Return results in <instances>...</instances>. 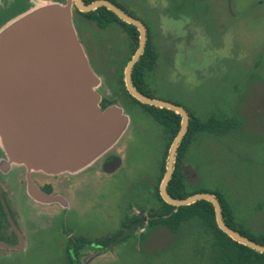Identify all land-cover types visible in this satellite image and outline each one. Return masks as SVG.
<instances>
[{
	"label": "rangeland",
	"instance_id": "obj_1",
	"mask_svg": "<svg viewBox=\"0 0 264 264\" xmlns=\"http://www.w3.org/2000/svg\"><path fill=\"white\" fill-rule=\"evenodd\" d=\"M116 2L143 21L155 39L158 59L148 78L153 97L190 110L202 120L212 116L241 120L235 131L194 137L186 159L199 180L190 179L187 186L219 192L239 224L254 235L263 234L264 0ZM73 26L90 69L101 87H110L128 56L127 38L117 31L90 33L76 21ZM161 35L169 40L159 38ZM105 39L113 42L115 59L103 46ZM105 60H112L111 68ZM122 99L115 106L128 116L124 133L132 121L130 139L121 152L118 143L123 133L112 149L124 157L122 167L104 175L100 188L90 189L89 200L100 205L93 204L85 212L86 228L92 231L96 221L100 222L98 231L109 233L130 207L139 210L155 204L151 189L137 184L144 183L143 177L155 183L164 143L162 130L150 117L147 122L134 123L133 112L139 108L125 106L129 100ZM196 222L189 221L176 235L165 227L149 228L137 243H130L102 264H215L210 237ZM34 258L38 264H61L55 250L30 254L27 264Z\"/></svg>",
	"mask_w": 264,
	"mask_h": 264
},
{
	"label": "water",
	"instance_id": "obj_2",
	"mask_svg": "<svg viewBox=\"0 0 264 264\" xmlns=\"http://www.w3.org/2000/svg\"><path fill=\"white\" fill-rule=\"evenodd\" d=\"M80 11L105 7L120 21L138 31V46L125 66L127 93L139 103L166 109L180 117V127L166 158L159 185L161 199L175 208L197 201L209 202L217 228L234 242L264 254V246L228 227L219 200L210 193L174 199L167 185L177 148L189 124L181 106L143 95L132 85L131 72L143 54L146 29L142 22L103 0ZM99 78L89 67L70 9L54 3L23 14L0 30V147L8 158L29 170L47 174L75 173L90 166L113 147L128 125V116L117 106L100 109L96 91Z\"/></svg>",
	"mask_w": 264,
	"mask_h": 264
},
{
	"label": "flooded vegetation",
	"instance_id": "obj_3",
	"mask_svg": "<svg viewBox=\"0 0 264 264\" xmlns=\"http://www.w3.org/2000/svg\"><path fill=\"white\" fill-rule=\"evenodd\" d=\"M96 1L99 0H80L79 3L84 8ZM103 1L111 3L129 16L135 18L126 7L119 5L116 0ZM187 1L188 0H181V3L183 4ZM46 2L68 6L72 16V23L76 21L79 28L90 31V33L92 31H95L96 33L117 31L118 33H121L127 38L129 54L130 39L122 26L113 22L106 25L104 28H101L95 21L89 19V15L101 14L106 8L101 6L92 11L82 12L79 10L76 0H0V30L4 29L9 23L19 16L26 14ZM139 21L142 22L146 29V41L149 36L151 42L155 46V39H153L150 35L148 26L143 21ZM134 29L136 30V28ZM136 32L138 46L139 35L137 30ZM165 36L161 35L159 38L163 37V39L165 38L164 40H169L168 37L166 38ZM91 40L93 43L94 36L91 37ZM112 43L113 42H111V40L105 39V44L103 46H107L109 48L111 59H115L114 46ZM105 61L107 67L111 68L112 60ZM125 66L123 67L122 72H120L119 69L117 76L111 79L112 84L110 87L103 88L101 87V84L98 87V93L100 96L99 105L101 110L118 104L120 99L123 98L121 95H114L113 92L118 91L120 88V84L118 82L120 76L125 89L123 81ZM148 84L149 92L151 94V82L148 81ZM106 94H109V96ZM119 94L121 93L119 92ZM150 98L156 99L152 95ZM123 100L124 98L122 101ZM125 101L127 100L125 99ZM127 104L128 105L125 104V106L130 108H139L138 111L135 109L133 112V116L137 118L134 123H137V120L140 122H147L146 118L148 117L153 120V118L142 107L133 105L129 101H127ZM216 118L219 119V117ZM234 119L239 122L237 127L229 128L227 130L235 131L242 124L241 120L238 118L219 120L223 123H228ZM131 125L132 121L129 123L126 131L127 133L123 134L118 143L119 147H121V152H123L124 146H127V143L129 142L130 135L128 132L130 131ZM161 130L162 131L160 132L164 139V143L162 146L160 164L157 168V178L161 168V161L165 150L167 135L169 134L162 127ZM210 134L218 136V134ZM169 147L164 158L165 165ZM189 148L190 146L181 159L180 167L182 174L184 175L186 186L188 185V181L190 179L195 178L196 181L199 180L197 174L193 171V168L186 159ZM112 149L113 147L96 159L90 166L78 172H63L53 175L41 171L29 170L23 165L12 162L0 147V264H27L28 255H38L47 250L57 251L60 256L61 264H97V262L98 264H102V261H106L107 257L119 253L130 243H137L140 235H142L149 228L159 226L165 227L170 233L176 235L180 228L188 225L186 223L191 220L198 221L204 228V233L207 234L211 240V233L206 230L201 221L198 219H190L181 223L177 231H171L164 224L154 223L156 217H153V214L160 207V202L156 197V190L158 191V195L160 197L159 185L162 178L157 187V178L155 183L150 184L148 177H143L142 180L144 183L137 184L139 187L147 186L151 189L150 195L155 201L152 208L143 207L138 210L133 206L130 207L126 212L127 214L124 215V218H122V220L117 224L116 229L109 233H106V229L105 231H98L96 227L100 224V222L97 223L96 221L93 222L92 225V227L96 230H89L91 227L89 229L86 228V222H89L84 221V218L86 217V210L90 209L89 207L93 204V206L99 205V203L95 200L94 202L89 200L90 198L88 197L90 196V189L92 187L100 188L103 176L113 174L123 165L124 157H118L116 153L112 152ZM175 163L176 156L174 168ZM188 189L193 190L197 188ZM161 201L163 200L161 199ZM175 211L176 208L174 207L173 212ZM165 218L166 216H163V219ZM198 222H196L197 226H199ZM209 248H212V240L209 242ZM136 250L138 249L136 248ZM213 254L215 256L214 251ZM31 264H38L35 262V258ZM215 264H218L216 260Z\"/></svg>",
	"mask_w": 264,
	"mask_h": 264
},
{
	"label": "trees",
	"instance_id": "obj_4",
	"mask_svg": "<svg viewBox=\"0 0 264 264\" xmlns=\"http://www.w3.org/2000/svg\"><path fill=\"white\" fill-rule=\"evenodd\" d=\"M90 20H93L101 28L106 25L115 22L116 24L122 26L130 39L129 54L125 59L123 65L120 68L122 72L123 67L126 65L127 61L133 55L137 47V32L129 25L121 22L113 13L108 10H103L101 14H92L88 16ZM158 59V53L155 46L148 36L143 54L140 56L138 62L134 65L131 72V80L133 86L142 94L146 96H151L149 92L148 78L149 75L154 71ZM120 88L118 91L113 92L114 95H121L123 98L129 100L133 105L142 107L153 120L162 128H164L169 134L167 135V140L165 144V150L163 158L161 161V168L157 178V185L164 175L165 164L164 158L167 149L177 134L180 127V117L166 109H159L151 106H147L139 103L137 100L132 98L123 87L121 76L119 77ZM119 92L121 94H119ZM190 117L188 128L183 137L182 142L179 144L176 153V163L175 168L172 173V177L167 185V192L172 198L183 199L197 193H210L214 195L220 202L222 210V218L225 224L231 229L237 231L242 236L256 242L259 245L264 246V233L254 236L249 233L241 224L235 220V215L232 208L229 206L225 197H223L217 191H210L205 188L189 190L184 181V175L181 171V159L187 151L188 147L192 144L195 136L198 134L214 133L220 134L226 132L229 128H235L238 125L237 120H231L228 123H223L221 120L212 116L206 120H202L197 117L192 111L187 110ZM157 189V188H156ZM156 197L160 202V207L157 209L153 217H156L154 221L155 224L160 223L166 225L171 231H177L181 223L186 222L190 219H198L201 221L203 226L207 231L211 233L212 249L215 253V260L218 264H264V254L253 251L243 245H240L229 237H227L223 232H221L214 219V210L212 205L204 200L197 201L188 206H183L176 208L173 212L174 207L170 206L163 201H161L158 191L156 190ZM163 216H166L163 219Z\"/></svg>",
	"mask_w": 264,
	"mask_h": 264
}]
</instances>
